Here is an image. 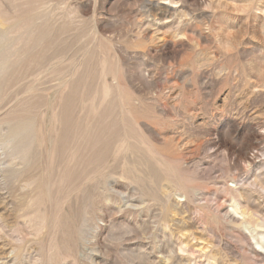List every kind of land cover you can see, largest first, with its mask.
<instances>
[{"label": "rangeland", "instance_id": "374dc122", "mask_svg": "<svg viewBox=\"0 0 264 264\" xmlns=\"http://www.w3.org/2000/svg\"><path fill=\"white\" fill-rule=\"evenodd\" d=\"M242 210L264 0H0V264H264Z\"/></svg>", "mask_w": 264, "mask_h": 264}, {"label": "bare ground", "instance_id": "6f19581e", "mask_svg": "<svg viewBox=\"0 0 264 264\" xmlns=\"http://www.w3.org/2000/svg\"><path fill=\"white\" fill-rule=\"evenodd\" d=\"M165 11V10H164ZM170 15V14H169ZM245 156H246V158L248 159V160H251L252 158H250L249 157V152L248 151H246V154H245ZM253 158H255V157H253ZM256 159V158H255ZM252 162V161H251ZM257 183V182H256ZM258 184V183H257ZM260 184V183H259ZM260 187L262 186V185H259ZM240 190V189H239ZM237 193L236 194H238V196H241V194H240V192L237 190L236 191ZM244 197V196H243ZM221 202V201H220ZM245 204V203H244ZM245 207H246V205H245ZM238 209H240L239 207H235L234 208V211H235V213H239L238 212ZM250 209L251 208H249V211H250ZM248 210L246 211V210H242V212L240 213L243 217H245V218H247L246 219V222L248 221V222H255L256 223V225H258V226H264V217H261L259 214H257V213H255V212H257V211H255L254 212V210L253 211H251V212H249ZM223 212V211H222ZM226 216L228 217V218H230V220L232 221V222H238L240 219L238 218V216L236 217L235 215H233L229 210H227L226 211ZM247 216V217H246ZM243 222V221H242ZM253 249V248H252ZM264 250H262V251H259V250H257V249H254V254H256V256L255 257H262V262L264 263V252H263ZM252 253V252H251ZM253 255V254H252ZM258 260V259H257Z\"/></svg>", "mask_w": 264, "mask_h": 264}]
</instances>
